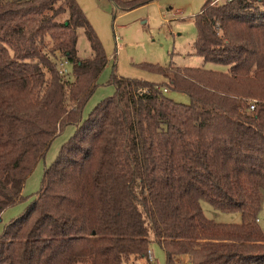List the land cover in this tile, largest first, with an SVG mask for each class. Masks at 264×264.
Returning <instances> with one entry per match:
<instances>
[{
    "label": "trees",
    "instance_id": "1",
    "mask_svg": "<svg viewBox=\"0 0 264 264\" xmlns=\"http://www.w3.org/2000/svg\"><path fill=\"white\" fill-rule=\"evenodd\" d=\"M111 1L130 11L157 0ZM194 21L195 54L225 71L144 65L160 82L114 74L113 95L83 120L108 59L80 5L0 0V217L53 138L76 124L0 234V264H127L146 258L151 238L166 264H264V0H206ZM201 200L241 222L207 218Z\"/></svg>",
    "mask_w": 264,
    "mask_h": 264
},
{
    "label": "rangeland",
    "instance_id": "2",
    "mask_svg": "<svg viewBox=\"0 0 264 264\" xmlns=\"http://www.w3.org/2000/svg\"><path fill=\"white\" fill-rule=\"evenodd\" d=\"M98 36L107 56V64L96 79V87L82 108L81 119H85L93 107L113 95L115 86L110 83L112 75L125 78L160 82L162 76L150 72L146 64L160 66L203 67L225 71L227 66L205 62L195 54L196 26L194 17L206 0H157L130 11L118 9L111 0H76ZM224 0H218L222 2ZM77 52L81 58L88 57L90 47L82 28L78 29ZM63 79L73 78L68 65ZM164 94L175 102L188 104L189 97L183 92L167 89ZM76 129L75 123L63 126L51 141L44 157L27 176L23 198L6 208L0 219V234L4 227L18 217L35 198L44 169L57 157L61 146L68 141ZM203 213L209 219L223 223H240V212H223L208 202L200 201ZM257 222L264 232V195ZM146 258L129 260L127 264H166V256L159 243L151 238ZM187 257H182V263Z\"/></svg>",
    "mask_w": 264,
    "mask_h": 264
},
{
    "label": "built area",
    "instance_id": "3",
    "mask_svg": "<svg viewBox=\"0 0 264 264\" xmlns=\"http://www.w3.org/2000/svg\"><path fill=\"white\" fill-rule=\"evenodd\" d=\"M224 1H229V0H224ZM68 62L64 59V58H58L56 60V68L57 71L59 73L60 76H65L68 72ZM164 91H166V89H164ZM254 108V105H250L249 109L252 110ZM148 254H149V258L150 260L153 258V256L151 255V251L148 250Z\"/></svg>",
    "mask_w": 264,
    "mask_h": 264
},
{
    "label": "crops",
    "instance_id": "4",
    "mask_svg": "<svg viewBox=\"0 0 264 264\" xmlns=\"http://www.w3.org/2000/svg\"><path fill=\"white\" fill-rule=\"evenodd\" d=\"M5 210H6V209H5ZM5 210H4V211H5ZM4 211H3V212H4ZM3 212H2V213H3ZM1 215H2V214H1ZM0 219H1V217H0Z\"/></svg>",
    "mask_w": 264,
    "mask_h": 264
}]
</instances>
